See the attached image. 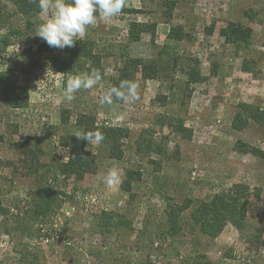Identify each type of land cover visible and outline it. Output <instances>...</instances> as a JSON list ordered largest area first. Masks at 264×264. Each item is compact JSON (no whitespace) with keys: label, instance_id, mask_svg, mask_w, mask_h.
<instances>
[{"label":"rangeland","instance_id":"1","mask_svg":"<svg viewBox=\"0 0 264 264\" xmlns=\"http://www.w3.org/2000/svg\"><path fill=\"white\" fill-rule=\"evenodd\" d=\"M127 4L130 11L110 20L98 16L88 27L85 36L102 52L96 70L103 78L67 101L66 81L77 74L65 75L56 86V77L52 81L46 74L47 58L33 62L38 44L44 42L34 33L46 17L40 14L34 29H24L27 18L15 1L0 0V43L7 36L11 39L2 51L0 70L10 58H20L23 64L13 80L34 92L28 106L11 109L2 104L0 89V264H264V160L247 152L254 146L264 150V126L251 120L242 130L232 127L243 103L264 109V0ZM135 20L155 32L149 29L138 41H129V25ZM228 22L251 28L250 39L227 41L220 29ZM13 27L22 33L10 35ZM171 27L184 34L183 39L168 38ZM124 56L159 60L165 66L164 78L144 80L139 73L134 79L139 84L137 102L101 106L99 97L116 87ZM187 66L199 68L204 79L190 83L184 73ZM64 112L69 119L63 125ZM82 113L94 116L98 124L109 120L127 128L128 137L122 140L123 160L110 158L100 144L89 150L96 154V168L77 179L57 168L69 151L62 141L76 129ZM181 120L191 138L175 130ZM36 137L42 152L36 166L26 169L17 144H34ZM138 139L152 140L160 153H149L146 146L138 152ZM113 167L120 180L108 187L98 178ZM128 169L137 170L140 179L125 190L121 183ZM240 183L252 192L244 229L229 223L222 234L211 237L187 223L201 201ZM43 185L65 192L58 197L59 207L46 222L15 223L10 208L19 207L26 216ZM188 202L181 230L164 239L161 234L167 231L156 225L171 208ZM102 216L112 217L114 225L107 227ZM55 233L61 239H55Z\"/></svg>","mask_w":264,"mask_h":264},{"label":"trees","instance_id":"2","mask_svg":"<svg viewBox=\"0 0 264 264\" xmlns=\"http://www.w3.org/2000/svg\"><path fill=\"white\" fill-rule=\"evenodd\" d=\"M14 1L21 15L27 18L24 29H34V20L41 14L38 2H33V0ZM128 11L130 10L125 6L122 12L126 13ZM149 29H153V33L155 32L154 27L152 28L151 25L146 27L145 24L139 21L135 20L131 22L128 29L129 41H138L141 33ZM20 33H22V30L14 27L11 28L9 32L10 35ZM251 34V28L243 27L236 22H228L225 27L220 29V35L232 43L237 41L246 42L250 39ZM167 37L181 40L184 34L180 31H175V29L171 27ZM10 43L11 39L9 36L5 37L0 43V58L2 51H5ZM38 51L47 53L46 65L50 66L53 70H58L65 74L70 73L79 75L81 72L84 74L90 73L92 69L99 68L103 62L102 52L96 50L95 40L87 36L82 40H77L75 46L71 48L61 50L49 47L46 43H41L38 46ZM40 61V57H38L33 62L41 63ZM22 64L20 60H12L7 64V68L0 70L2 104L11 109L24 108L29 104L28 87L16 84L13 80L14 71L19 69V66ZM162 65L164 64L159 60H144L142 58L124 56L122 66H120L119 69V76L114 80L115 85L118 87L122 80L134 81L136 75L139 73L144 80L164 78V75L161 74L165 73V66ZM184 73L187 75L190 83L200 82L204 79L199 68H194L193 66L188 67ZM68 119L69 115H65L64 112L62 115V123L66 124ZM251 120L264 126V109L258 105L243 103V110L234 116L232 127L237 130H242L249 125ZM76 125L77 130L81 133L87 131H101L105 138L100 143L99 147L102 146V148L107 151L110 158L119 161L123 160L125 150L122 140L128 137L127 128L98 124L94 116L83 113L77 116ZM174 127L175 130L182 132L187 138H191V131L185 126L182 120L174 125ZM73 134L74 133L69 134L62 141L63 145L67 144L69 151L66 155L67 159L61 162L57 170L63 175L71 174L75 175L77 179H82L87 173L95 170L97 157L93 152L86 150V141L77 140ZM34 140V144L28 140L17 144L24 152L21 161L26 169L36 166L35 163L38 162L42 152L40 139L36 137ZM135 144L138 152H142L145 146L149 153L159 152V150L154 148L155 143L152 140L143 139L140 141L138 139L135 140ZM247 152L264 160V150L261 148L254 146L247 150ZM136 177L140 179V173L137 170H126L121 187L128 190L129 185ZM62 193L65 192L53 186L43 185V187L37 189L36 195L31 201V207L29 206L30 211L26 216L20 211L19 207L15 208L16 212L14 215L17 216L14 219L15 223L18 222V224H22L25 220L33 221L34 223L39 221L41 223L46 222V220H49L48 216L52 211L59 207L60 200L58 197ZM251 195L252 192H250L248 186L241 183L234 184L227 190L214 194L210 200L201 201L193 210L191 214L192 218H190L191 220H188L187 223H190L193 227H198L202 235L211 237L218 236L229 223L238 230H242L246 225L248 200ZM189 206L190 202L171 208L166 214V219L161 221L159 226L156 225L157 229L162 227V229L165 228L167 231L161 234L164 239L168 236L173 237V235L179 233L184 221L181 213ZM8 207L10 208V206ZM1 210L4 214L8 212L7 207H2ZM22 214L23 216H21ZM104 219H106L105 225L107 227L114 225L112 217H100L101 222ZM262 241L264 242V240Z\"/></svg>","mask_w":264,"mask_h":264},{"label":"clouds","instance_id":"3","mask_svg":"<svg viewBox=\"0 0 264 264\" xmlns=\"http://www.w3.org/2000/svg\"><path fill=\"white\" fill-rule=\"evenodd\" d=\"M38 2L41 15L46 17L36 28L35 36L57 49L71 48L77 40H82L89 26L96 23L97 17L110 20L117 17L125 8L126 0H33ZM102 74L96 69L82 76L67 79L65 100L72 101L74 93L81 89L91 90L102 80ZM140 99L139 84L132 80H122L118 87L104 92L98 100L101 106L112 105L114 101L134 104ZM77 140L86 141V150H91L104 140L101 131L75 132ZM108 187L120 180L119 170L110 168L98 178Z\"/></svg>","mask_w":264,"mask_h":264},{"label":"crops","instance_id":"4","mask_svg":"<svg viewBox=\"0 0 264 264\" xmlns=\"http://www.w3.org/2000/svg\"><path fill=\"white\" fill-rule=\"evenodd\" d=\"M127 2H128V0H126V7L128 6V4H127ZM128 8V7H127ZM121 13H123V12H121ZM42 43H45V42H42ZM41 44V43H40ZM47 44V43H46ZM38 46H39V44H38ZM44 53V56L42 55ZM2 54V53H1ZM37 54H38V56H37V58L38 57H40V60H43V59H46L47 58V53L46 52H39L38 51V48H37ZM1 59V58H0ZM10 59H12V60H18V59H20V58H10ZM11 60V61H12ZM21 60V59H20ZM42 63V62H41ZM5 68H7V66L5 67ZM4 68V69H5ZM1 70H3V69H1ZM18 69H16L15 71H14V73L17 71ZM53 70V69H52ZM36 73H38V71L36 72ZM46 74H47V76L50 78V79H52V81H53V77H56V79H54V83L56 84V86H59V85H61L62 83H63V79H64V76L65 75H70V76H72V74H70V73H63V72H61V71H58V70H53V71H51V68H50V66H48V68H47V70H46ZM55 74V75H54ZM52 75V76H51ZM74 75V74H73ZM82 75H84V73H81V74H79V75H77V76H82ZM59 78H61V80H60V82H58V79ZM151 80H156V79H151ZM57 81V82H56ZM15 83L16 84H18L16 81H15ZM1 89V88H0ZM28 89H29V87H28ZM65 91V90H64ZM31 92H33V89H32V91H30V89H29V100H28V103L30 102V94H31ZM34 93V92H33ZM29 105V104H28ZM68 121V120H67ZM62 123V122H61ZM68 122H66V124H67ZM63 124V123H62ZM64 125V124H63ZM75 130L74 131H72V133H75V132H77L78 130H77V125H76V120H75ZM71 134V133H70ZM87 144V143H86ZM67 159V157L65 158V160ZM222 234V233H221Z\"/></svg>","mask_w":264,"mask_h":264},{"label":"built area","instance_id":"5","mask_svg":"<svg viewBox=\"0 0 264 264\" xmlns=\"http://www.w3.org/2000/svg\"><path fill=\"white\" fill-rule=\"evenodd\" d=\"M100 124H104V125H106V126H113V125H114V124L111 123L109 120H103V122H101ZM84 200L87 202V204L85 203L86 206H88V202H89V200H90L89 196H88V195H85V196H84ZM91 201H94V202H95V198H93V200H91ZM94 202H93V203H94ZM10 209H11V212H14V213L16 212V210H15L14 207H11ZM50 235H51V234H50ZM54 238L57 239V240L61 239V237H60V233H55ZM47 241H49L48 238H47ZM235 257H236V255H235ZM237 258L240 259V254L237 255ZM139 264H143V263H139Z\"/></svg>","mask_w":264,"mask_h":264}]
</instances>
